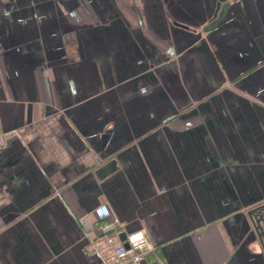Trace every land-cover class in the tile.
Segmentation results:
<instances>
[{"label":"crops","instance_id":"crops-1","mask_svg":"<svg viewBox=\"0 0 264 264\" xmlns=\"http://www.w3.org/2000/svg\"><path fill=\"white\" fill-rule=\"evenodd\" d=\"M217 8L0 0V264H102V206L144 264H264V0Z\"/></svg>","mask_w":264,"mask_h":264},{"label":"built area","instance_id":"built-area-1","mask_svg":"<svg viewBox=\"0 0 264 264\" xmlns=\"http://www.w3.org/2000/svg\"><path fill=\"white\" fill-rule=\"evenodd\" d=\"M75 16V14H71ZM3 145V133L0 131V147ZM100 221L107 222L113 233L103 234L88 242L85 247V251L96 258H98L102 264H144L145 258L154 252V247H149L145 244L143 247L134 248L128 241V235H126L123 242L119 239L120 223L107 209L106 206H102L96 212ZM80 226L84 233L89 231V226L84 219L79 220ZM132 234V233H131Z\"/></svg>","mask_w":264,"mask_h":264},{"label":"water","instance_id":"water-1","mask_svg":"<svg viewBox=\"0 0 264 264\" xmlns=\"http://www.w3.org/2000/svg\"><path fill=\"white\" fill-rule=\"evenodd\" d=\"M230 0H218V8L213 16L212 21L209 23V25L206 27V30H210L214 28L220 21H222L226 15V12L229 7ZM183 27V26H179ZM105 170H101L98 172V176L104 177L106 175ZM252 227L254 230V233L256 235V238L259 242L260 248L262 252H264V204L261 206H258L257 208L251 210L248 213ZM126 235L121 233L119 234V239L121 242L125 240Z\"/></svg>","mask_w":264,"mask_h":264},{"label":"clouds","instance_id":"clouds-1","mask_svg":"<svg viewBox=\"0 0 264 264\" xmlns=\"http://www.w3.org/2000/svg\"><path fill=\"white\" fill-rule=\"evenodd\" d=\"M128 241L134 248L143 247L148 244L149 234L145 230L136 231L128 236ZM148 246L151 245L148 244Z\"/></svg>","mask_w":264,"mask_h":264}]
</instances>
